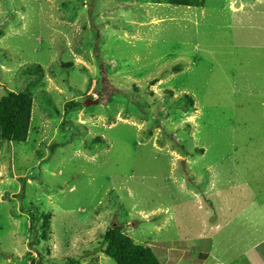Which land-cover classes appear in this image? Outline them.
I'll use <instances>...</instances> for the list:
<instances>
[{
    "label": "rangeland",
    "instance_id": "1",
    "mask_svg": "<svg viewBox=\"0 0 264 264\" xmlns=\"http://www.w3.org/2000/svg\"><path fill=\"white\" fill-rule=\"evenodd\" d=\"M8 92L32 109L0 141V264H115L114 225L160 264H251L264 0H0Z\"/></svg>",
    "mask_w": 264,
    "mask_h": 264
},
{
    "label": "trees",
    "instance_id": "2",
    "mask_svg": "<svg viewBox=\"0 0 264 264\" xmlns=\"http://www.w3.org/2000/svg\"><path fill=\"white\" fill-rule=\"evenodd\" d=\"M168 4L181 7H202L204 0H168ZM180 69V67L178 66ZM177 69V67H176ZM34 76L39 72L37 66L31 71L25 70ZM189 102L188 97H185ZM73 108L70 103L67 107ZM32 97L29 93L8 92L0 98V141L8 143H23L28 137V128L31 119ZM32 221L37 218L32 215ZM31 221V223H32ZM33 224V223H32ZM99 250L115 264H160L150 248L135 244L119 225L111 226L103 234L98 235ZM68 263L74 262L68 260Z\"/></svg>",
    "mask_w": 264,
    "mask_h": 264
},
{
    "label": "crops",
    "instance_id": "3",
    "mask_svg": "<svg viewBox=\"0 0 264 264\" xmlns=\"http://www.w3.org/2000/svg\"><path fill=\"white\" fill-rule=\"evenodd\" d=\"M258 205L261 206L260 207V211L258 210V207H256L255 213L257 214V216L259 215V213H262L260 215L262 217H257V216L254 217V220L259 221V222H257V224H255L256 226L254 228L255 233L258 235V239H257V242H256V240H253L254 241V245L251 248V252H254V256L251 255V254L249 255L250 258L253 257L252 260L249 259L251 264H264V260H263V257H264V251L263 250H264V248L262 249L263 257H259L257 255V253H256L259 248L264 246V230L262 229V227L264 228V204H258ZM247 211L248 210L242 209L241 216L246 218V220H249L250 219L249 217H251L254 214V212H253V214L251 216H249L248 215L249 212H247ZM245 252H247V251H245ZM245 256L247 257V255H245Z\"/></svg>",
    "mask_w": 264,
    "mask_h": 264
}]
</instances>
